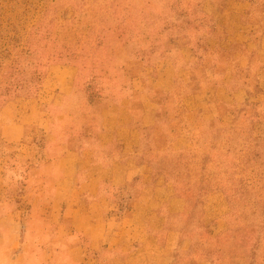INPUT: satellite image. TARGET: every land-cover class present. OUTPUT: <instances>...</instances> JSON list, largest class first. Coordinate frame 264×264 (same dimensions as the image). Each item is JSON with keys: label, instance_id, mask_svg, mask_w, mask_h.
Masks as SVG:
<instances>
[{"label": "rangeland", "instance_id": "rangeland-1", "mask_svg": "<svg viewBox=\"0 0 264 264\" xmlns=\"http://www.w3.org/2000/svg\"><path fill=\"white\" fill-rule=\"evenodd\" d=\"M166 182L178 264H264V0H0V264H168Z\"/></svg>", "mask_w": 264, "mask_h": 264}, {"label": "crops", "instance_id": "crops-1", "mask_svg": "<svg viewBox=\"0 0 264 264\" xmlns=\"http://www.w3.org/2000/svg\"><path fill=\"white\" fill-rule=\"evenodd\" d=\"M42 174H44V171H42ZM137 181V178L134 179L135 183H137ZM87 187L88 186H86L85 188ZM169 187L170 185L166 182L162 186L157 185L150 189H145L146 186H144L145 190H139L140 197H138L136 201L133 214L125 223L126 225H132L134 228L125 229L124 233L126 234L129 232L130 234L133 233L135 235L136 232H138V230H140L141 228L145 240L142 241L141 244H139L138 251L142 250V252L150 253L157 251V246L155 245L157 242L156 237L161 238L162 236H164L163 232L166 231V245L164 244V247H159V249H164L166 247V253H168V264H178V261H176V257L182 256L183 258H187L194 247L192 244L187 243V239L182 238L181 228H167V220L172 217H177V214L178 216H182L185 210V208H181L177 211H170L171 209L168 210V203H174L175 205L181 206V204H183L184 202L182 198L176 196H168V198L157 196V194H159L160 192H168ZM133 192H138L137 188ZM140 224L142 225V227H140ZM137 227L140 228L138 229ZM121 240L122 239H117L116 241L119 242L117 244H123ZM146 256L148 257V255ZM200 257L202 258L201 260H204V262L208 264L205 260L210 257L209 255L203 254ZM147 263L152 264L149 260ZM194 264L197 263L194 262Z\"/></svg>", "mask_w": 264, "mask_h": 264}]
</instances>
